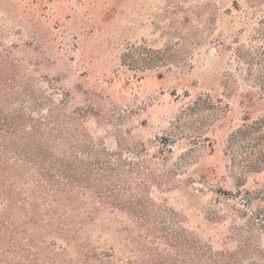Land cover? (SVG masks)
Segmentation results:
<instances>
[{
	"label": "rangeland",
	"instance_id": "rangeland-1",
	"mask_svg": "<svg viewBox=\"0 0 264 264\" xmlns=\"http://www.w3.org/2000/svg\"><path fill=\"white\" fill-rule=\"evenodd\" d=\"M9 78L1 109L29 85L109 149L189 155L151 197L214 250H264V0H0V89Z\"/></svg>",
	"mask_w": 264,
	"mask_h": 264
},
{
	"label": "trees",
	"instance_id": "trees-1",
	"mask_svg": "<svg viewBox=\"0 0 264 264\" xmlns=\"http://www.w3.org/2000/svg\"><path fill=\"white\" fill-rule=\"evenodd\" d=\"M12 86L9 78L0 90ZM30 92L23 85L22 99L0 108V264H35L44 253L55 264H264L259 247L202 243L151 197L174 186L189 155L168 164L151 141L109 149L73 111L43 112ZM198 177L212 187L213 172Z\"/></svg>",
	"mask_w": 264,
	"mask_h": 264
}]
</instances>
